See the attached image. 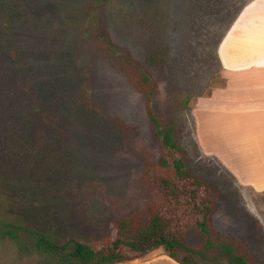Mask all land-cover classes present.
Masks as SVG:
<instances>
[{"label": "rangeland", "instance_id": "1", "mask_svg": "<svg viewBox=\"0 0 264 264\" xmlns=\"http://www.w3.org/2000/svg\"><path fill=\"white\" fill-rule=\"evenodd\" d=\"M252 1L0 0V153L8 146L1 134L16 118L20 128V107L29 101L42 113L65 114L73 131L58 142L67 156L60 155L55 167L35 173L30 156L13 176L16 188L0 173V212L41 227L38 212L48 211L41 205L47 198L56 205L52 221L61 241L99 240L113 233L115 221L143 213L150 202L141 185L144 167L158 161L160 150L144 99L124 80L126 66L155 83L156 115L176 127L192 174L213 190V248L206 249L196 231L184 244L204 264H232L222 255L225 246L250 264L264 262V189L241 188L222 167V120L207 121L200 101L225 84L223 38ZM157 250L162 256L144 264H176ZM0 264L43 259L0 240Z\"/></svg>", "mask_w": 264, "mask_h": 264}, {"label": "trees", "instance_id": "2", "mask_svg": "<svg viewBox=\"0 0 264 264\" xmlns=\"http://www.w3.org/2000/svg\"><path fill=\"white\" fill-rule=\"evenodd\" d=\"M128 68L124 67V80L144 99L148 120L160 150L158 161L144 167L141 185L148 191L150 202L143 215L115 221L112 224L113 233L99 240L83 241L72 236L61 241L52 221L56 205L49 200L46 202V198L41 205L48 211L38 212L41 227L26 224L18 217L8 218L0 212V240L15 243L19 252L41 256L43 264H119L140 259L159 248L177 264H204L198 261V257H204L185 245L183 238L188 232L196 231L205 237L206 249L213 248L212 216L216 210L210 199L213 190L209 183L192 174L184 149L177 140L176 127L164 126L156 115L152 107L157 89L155 83L145 73L134 69L129 71ZM21 109L20 128L16 126V118L12 127L8 126L1 134L8 146L0 153V173L8 175H4L5 183L10 182L9 187L12 188H16L22 163L30 156L33 171L38 168L35 173H40L43 168L55 167L60 155L67 156V151L63 152L58 142L73 132L70 126L67 127L65 114L42 113L30 101L22 104ZM19 181L23 183L26 180L21 178ZM12 188L8 190L14 195ZM39 190H43L41 185ZM37 191L33 189V196L41 198ZM221 251L232 264H250L227 246Z\"/></svg>", "mask_w": 264, "mask_h": 264}, {"label": "crops", "instance_id": "3", "mask_svg": "<svg viewBox=\"0 0 264 264\" xmlns=\"http://www.w3.org/2000/svg\"><path fill=\"white\" fill-rule=\"evenodd\" d=\"M219 62L225 84L213 90L214 96L200 100L207 121L222 120L218 129L224 127L227 153L219 161L241 188L264 189V0H254L241 11L223 38ZM197 126L199 130V117ZM237 172L254 178L242 181ZM156 252L119 264H144L162 256Z\"/></svg>", "mask_w": 264, "mask_h": 264}]
</instances>
